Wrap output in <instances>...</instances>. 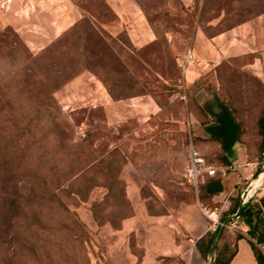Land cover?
I'll return each mask as SVG.
<instances>
[{
	"label": "rangeland",
	"instance_id": "374dc122",
	"mask_svg": "<svg viewBox=\"0 0 264 264\" xmlns=\"http://www.w3.org/2000/svg\"><path fill=\"white\" fill-rule=\"evenodd\" d=\"M2 1L0 264H112L122 254L139 264L171 235V255L185 264L187 238L209 227L202 209L217 206L227 219L232 205L201 203L184 177L191 143L208 163L227 165L206 132L221 105L241 125L248 161L261 156L264 0H66L71 24L44 46L26 40L43 31L26 16L19 28L6 21ZM31 1L44 25L53 5L68 16L64 1ZM21 3L28 12L30 0ZM235 30L238 50L196 66L189 84L178 59L197 35ZM237 235L223 231L215 254Z\"/></svg>",
	"mask_w": 264,
	"mask_h": 264
},
{
	"label": "crops",
	"instance_id": "0c3cea01",
	"mask_svg": "<svg viewBox=\"0 0 264 264\" xmlns=\"http://www.w3.org/2000/svg\"><path fill=\"white\" fill-rule=\"evenodd\" d=\"M56 1H64V7H66L68 12V16L66 18H58V13L55 14L54 12H52L55 11L54 8L56 7L55 5H53V8L50 9L51 11H49L51 12L52 17H50V20L48 21L47 25H44L41 19L39 18V16L42 14V11L40 9L41 5L35 8L34 2L30 0V3H32L33 8L31 10V13L29 14L28 12H24L21 0H13L12 4L4 10L6 11L5 19L6 21H8L9 24L15 26L16 28H19L21 25L22 16H26V18H29L28 20H26L27 23H32V25L34 24L35 27L41 28L43 30L39 35H32L26 33V40L34 46L42 43L43 46L47 45L51 40H54L59 37L62 32L68 26H70L72 20L70 18V13H72V9L71 6L66 2V0ZM183 2L186 5H190L193 0H183ZM54 4H58L57 6H59V8L62 7L61 3ZM239 39L240 37L238 30H235L233 33L229 34H220L213 38H208L204 33L200 32L197 35L194 49L195 54L200 60L199 66H209V63H212L214 61H220L223 58L222 53H224L225 51H237V41H239ZM198 71L199 70L196 67L189 70L186 75V79L189 84L193 83L197 79L199 75ZM227 156L230 160L231 165L238 166V169L234 172L229 173L228 176L223 179V192L220 195L214 197V200L224 201L226 205L230 203V199L232 197H238L243 191L246 178H250L252 175L257 173L256 162L248 161V154L246 152V149L240 143H236L232 147V149L227 153ZM262 196H264V194H262L261 197ZM208 225L209 227H206L202 232L195 234V237L187 238V240L189 239V242L192 243V247L182 257L185 261V264H207V261L202 257L197 247V242L201 240L207 233L213 232L209 222ZM129 226V222L125 221L122 225L121 230L123 232H126L129 229ZM186 227L188 228L187 230H195L197 228L194 226L193 223H187ZM244 229L246 230V233H243L241 235L246 236L247 230L249 228L248 226H244ZM176 239L177 238L175 235H171V237H169L170 246L168 248L163 247L160 250V253L158 254L149 251L141 259L139 264H177L175 263L174 258L171 255L179 251V246ZM236 243L238 246V252L232 260L231 264H258L254 252L247 239L237 240ZM122 257H125L123 259L124 261L118 260V258L116 257V259L112 260V264H137V260H134L133 255L128 256L126 254L124 256V254H122Z\"/></svg>",
	"mask_w": 264,
	"mask_h": 264
},
{
	"label": "trees",
	"instance_id": "16d2710c",
	"mask_svg": "<svg viewBox=\"0 0 264 264\" xmlns=\"http://www.w3.org/2000/svg\"><path fill=\"white\" fill-rule=\"evenodd\" d=\"M89 17L94 18V14L90 10H86L85 7H81ZM92 33L97 34L98 25L92 19L87 17L83 19ZM82 24V23H81ZM80 25H76L75 30ZM214 122L211 126L206 128V132L209 135V139L218 141L221 144V148L225 157H223L224 163L227 165H220L228 167L230 166V160L226 157L227 153L232 147L240 141L242 135V128L239 121L234 116L233 112L226 106L221 105L220 110L213 113ZM258 134L261 138V149L264 148V113H262L257 121ZM74 148L80 147V143L73 145ZM261 150V151H262ZM261 157V156H260ZM207 161V160H206ZM210 164V163H209ZM94 165L90 164L89 169ZM223 177L217 175L215 177L207 176L204 183L198 187V199L201 203L204 201H212L214 197L220 195L223 192ZM232 203L229 211L226 213V217L232 216L235 212L239 211L245 224L248 226L247 235H237L236 241L241 239H247L256 258L258 264H264V196L260 199H255L247 205L240 203L239 197H232L230 199ZM227 219H224L227 222ZM225 228H220L216 232L207 233L201 240L197 242V247L202 257L209 261V264H231L232 260L238 252L237 243L231 245L224 243L215 254V248L220 235Z\"/></svg>",
	"mask_w": 264,
	"mask_h": 264
},
{
	"label": "built area",
	"instance_id": "2783aa9c",
	"mask_svg": "<svg viewBox=\"0 0 264 264\" xmlns=\"http://www.w3.org/2000/svg\"><path fill=\"white\" fill-rule=\"evenodd\" d=\"M12 2L13 0H3L1 7L7 9ZM32 8L33 5L29 3L28 12ZM178 62L179 67L185 76L189 70L200 65V60L192 47H189L185 53L179 57ZM256 167L257 173L252 175L250 178H246L244 189L239 195L240 203L244 206L255 200V198H261V195L264 194V148L261 152L259 161L256 163ZM237 169L238 166L234 165L225 167L209 164L200 151L191 143L189 163L185 169L184 177L195 192L198 193V187L203 177H215L217 175H221L225 178L229 173L234 172ZM202 211L206 215L213 232H216L220 228H225L234 233H246L244 226L247 225L245 224L244 218L239 211L230 216L227 222L224 221L223 209L217 206L210 209L203 208Z\"/></svg>",
	"mask_w": 264,
	"mask_h": 264
}]
</instances>
